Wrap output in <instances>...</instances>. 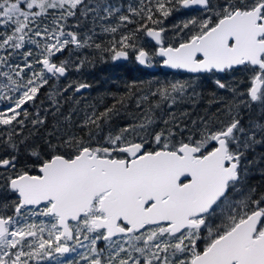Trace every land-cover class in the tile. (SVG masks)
Masks as SVG:
<instances>
[{
    "label": "snow or ice",
    "instance_id": "obj_1",
    "mask_svg": "<svg viewBox=\"0 0 264 264\" xmlns=\"http://www.w3.org/2000/svg\"><path fill=\"white\" fill-rule=\"evenodd\" d=\"M0 264H264V0H0Z\"/></svg>",
    "mask_w": 264,
    "mask_h": 264
},
{
    "label": "trees",
    "instance_id": "obj_2",
    "mask_svg": "<svg viewBox=\"0 0 264 264\" xmlns=\"http://www.w3.org/2000/svg\"><path fill=\"white\" fill-rule=\"evenodd\" d=\"M179 15L169 18L166 24H170L179 19ZM154 71H149L134 63L130 62H112L106 60H100L99 58L93 59L91 65H85L80 72H72L69 74V79L79 80L91 85L89 89L83 92V99L81 100V106L86 102H95L98 98H103L106 104L113 102V96H122L127 91V86L133 81H146L150 79L172 80L174 78H181V74L173 71H166L159 66ZM205 95V99L198 105L186 106L187 110L191 113V118L195 119L197 114L201 113L206 106L207 94L211 91H216L215 86L211 83H205L199 89ZM218 94H223L222 90H219ZM80 94L77 93L74 98H79ZM68 107H71V102L65 105L64 111L66 112ZM255 115V113H253ZM119 124L127 123V118L117 121ZM251 183L260 182L258 175L253 176L250 180Z\"/></svg>",
    "mask_w": 264,
    "mask_h": 264
},
{
    "label": "water",
    "instance_id": "obj_3",
    "mask_svg": "<svg viewBox=\"0 0 264 264\" xmlns=\"http://www.w3.org/2000/svg\"><path fill=\"white\" fill-rule=\"evenodd\" d=\"M118 62H124V61H118ZM141 67V66H140ZM143 68V67H142ZM159 68H161V69H163V70H166V71H173V70H171V69H168V68H166V67H163V66H160L159 65ZM145 69H147V70H149V71H154V70H156L157 68L156 67H153V68H145ZM174 72V71H173ZM84 91H86V90H84Z\"/></svg>",
    "mask_w": 264,
    "mask_h": 264
},
{
    "label": "flooded vegetation",
    "instance_id": "obj_4",
    "mask_svg": "<svg viewBox=\"0 0 264 264\" xmlns=\"http://www.w3.org/2000/svg\"><path fill=\"white\" fill-rule=\"evenodd\" d=\"M158 66H159V65H158ZM156 68H157V67H156ZM254 176H256V175H254ZM252 177H253V176H252ZM252 177H251V178H252Z\"/></svg>",
    "mask_w": 264,
    "mask_h": 264
}]
</instances>
